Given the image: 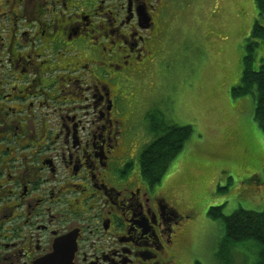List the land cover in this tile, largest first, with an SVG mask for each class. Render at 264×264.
<instances>
[{
  "label": "flooded vegetation",
  "instance_id": "flooded-vegetation-1",
  "mask_svg": "<svg viewBox=\"0 0 264 264\" xmlns=\"http://www.w3.org/2000/svg\"><path fill=\"white\" fill-rule=\"evenodd\" d=\"M190 1L0 0V264H203L133 121Z\"/></svg>",
  "mask_w": 264,
  "mask_h": 264
},
{
  "label": "rangeland",
  "instance_id": "rangeland-1",
  "mask_svg": "<svg viewBox=\"0 0 264 264\" xmlns=\"http://www.w3.org/2000/svg\"><path fill=\"white\" fill-rule=\"evenodd\" d=\"M164 17L167 52L157 55L153 70L132 91L135 130L144 145L154 138L152 108L170 121L191 124V134L157 185L172 188L169 201L194 214L196 231L189 239L196 241L203 264H252L257 248L252 239L228 246L220 262L216 251L226 248L222 221L206 210L221 205L222 213L230 214L238 206L264 204V130L253 117L250 94H230L240 74L244 37L264 14L258 16L254 0H191L188 9ZM253 41L249 51L256 66L264 55V36ZM137 157L138 151L136 171Z\"/></svg>",
  "mask_w": 264,
  "mask_h": 264
},
{
  "label": "trees",
  "instance_id": "trees-1",
  "mask_svg": "<svg viewBox=\"0 0 264 264\" xmlns=\"http://www.w3.org/2000/svg\"><path fill=\"white\" fill-rule=\"evenodd\" d=\"M258 16L264 14V0H254ZM264 36V21L255 18L249 38L243 44L241 68L238 80L231 85L232 96L249 93L252 98V114L257 124L264 130V55L253 66L251 44L253 39ZM153 119L150 130L154 138L145 144L139 155V164L146 178L155 181L160 178L170 160L181 149L192 131L191 124H178L166 118L163 112L152 108ZM206 213L212 218H221L223 227V250H217V257L229 251L234 242L252 239L257 244L255 259L252 264H264V204L261 209H246L238 206L230 214H224L221 205L209 206Z\"/></svg>",
  "mask_w": 264,
  "mask_h": 264
}]
</instances>
